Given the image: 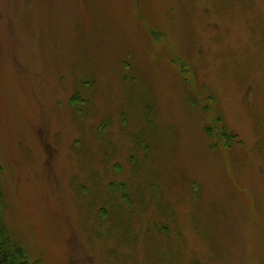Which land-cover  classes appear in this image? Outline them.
<instances>
[{"label":"rangeland","instance_id":"374dc122","mask_svg":"<svg viewBox=\"0 0 264 264\" xmlns=\"http://www.w3.org/2000/svg\"><path fill=\"white\" fill-rule=\"evenodd\" d=\"M0 182L30 264H264V0H0Z\"/></svg>","mask_w":264,"mask_h":264},{"label":"trees","instance_id":"16d2710c","mask_svg":"<svg viewBox=\"0 0 264 264\" xmlns=\"http://www.w3.org/2000/svg\"><path fill=\"white\" fill-rule=\"evenodd\" d=\"M3 194L0 182V264H30L22 247L15 242L3 222Z\"/></svg>","mask_w":264,"mask_h":264}]
</instances>
